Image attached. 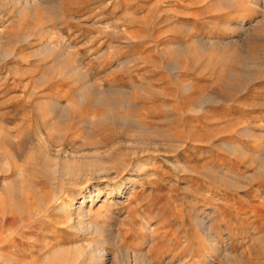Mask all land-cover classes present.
<instances>
[{
	"label": "rangeland",
	"instance_id": "rangeland-1",
	"mask_svg": "<svg viewBox=\"0 0 264 264\" xmlns=\"http://www.w3.org/2000/svg\"><path fill=\"white\" fill-rule=\"evenodd\" d=\"M0 264H264V0H0Z\"/></svg>",
	"mask_w": 264,
	"mask_h": 264
}]
</instances>
